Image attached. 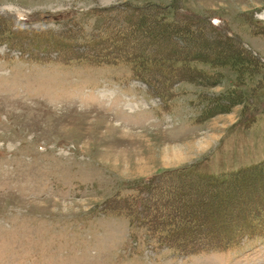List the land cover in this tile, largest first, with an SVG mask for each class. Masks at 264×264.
<instances>
[{"label": "rangeland", "instance_id": "obj_1", "mask_svg": "<svg viewBox=\"0 0 264 264\" xmlns=\"http://www.w3.org/2000/svg\"><path fill=\"white\" fill-rule=\"evenodd\" d=\"M155 5L189 34L138 50L190 39L189 52L215 62L191 63L194 83L169 93L130 64L102 63L126 17L137 20L126 7ZM262 101L264 0H0V264H264ZM247 169L231 185L197 179ZM150 178L141 196L153 201L135 215L127 197ZM172 190L185 195L153 205ZM166 217V231L190 232L166 238L188 240L186 254L141 222ZM213 228L242 237L191 235Z\"/></svg>", "mask_w": 264, "mask_h": 264}, {"label": "trees", "instance_id": "obj_2", "mask_svg": "<svg viewBox=\"0 0 264 264\" xmlns=\"http://www.w3.org/2000/svg\"><path fill=\"white\" fill-rule=\"evenodd\" d=\"M114 9L115 8L113 9L111 8V9L103 10V11L108 12L109 10L111 11ZM126 9L132 10V12L135 14V19L137 18V20L133 21L134 19L130 18L131 16L130 17L128 16V19L126 17V21H125L126 27L124 28V30L127 31V34H125V36L123 34L122 36L123 38L121 39L120 38L117 40L111 39L112 40L111 44H110V41L108 42L110 45L108 44L109 46L105 47L104 49V51L106 50L105 51L106 53H103L104 55H103L102 63L107 64V65H111V64L117 65L121 63L130 64L133 67L134 73L136 71V73L134 74L136 78H138L144 83L147 82L150 85L152 84V82L155 83L156 85L157 84L158 85L160 84L161 86L164 85V87H166V90L168 89V93L172 85L177 81L179 82L185 81V82L194 83L193 82L194 79L192 78L193 76L188 75V72H186V71H190V73L196 72L194 70V67L191 69L190 67L191 63L197 64L200 66L202 65H209V66L214 65L215 66L214 61L204 60V58L199 56L198 54L194 52L191 53L188 51V48L193 46V44L190 43L191 42L190 39L188 41L184 40L182 42V45H178L173 42L176 48L175 50L169 51L168 53H163V52L162 53H156V52L146 53L143 50L142 51L138 50L136 47H140V46L143 47L145 44L155 45L157 44V42L161 43L165 41L166 39L168 41H172L171 40L172 37H178V38L184 39L183 36L188 35L189 33L186 29H184L185 27L181 28L176 23L170 22L167 19L168 13L164 10V8L158 7L157 5L151 8L148 7V9L127 6ZM150 9L151 10L153 9L155 11L151 13ZM225 37L228 41H231L230 37H227V36ZM130 43L131 44L135 43V45H133V48H130L127 53H123V54L120 53L119 50L126 47L127 44H130ZM255 61L257 62L256 59ZM217 66L219 67L221 65H217ZM256 66L257 64L255 62H246V63L240 64V67L243 68L245 71H252L254 70ZM154 73H156V75L159 76V78L156 80L151 79V76H156L154 75ZM248 73L251 74L252 72H248ZM146 75H148V77H146ZM166 90L163 93H166ZM260 104L263 105L264 101H262ZM248 171L249 169L241 170L236 173L221 174V175H216V176L214 175L206 176L202 174L200 177H197V179H200L199 182L208 183V184L212 183V185L216 183L217 185L221 187V186L231 185L232 183L234 184L235 181L233 180H235L236 177L244 176ZM153 180L154 178H150L144 181L142 184L137 185L134 189L136 195L134 196L131 195L130 197H127V199H129L128 201L126 200L128 202V205L129 206L134 205L136 206V208H139L141 211V212L138 211L137 214L135 215L141 216L142 215L141 213L144 211V207L145 206L147 207V204L153 201V197L146 198V197L141 196L143 194H147V196L148 194L151 195L153 191ZM179 194H183L184 196L185 192L180 193V191L174 192V190H172L171 192H168V194L166 193V197L168 196L167 200L161 201L157 199L156 202L158 203L154 201L153 205L154 206L159 205L160 208L161 207L165 208L170 202H172V199H173L172 197L177 198ZM186 196L188 197L190 195L187 194ZM194 202L195 200H193V203ZM219 203H220L219 208L223 209L226 212V210H228V205L230 204V199L227 198L226 196V198L220 200ZM188 205L189 203L187 204V209L189 208ZM206 205L207 204L203 205V211L209 207ZM190 209L191 208H189V210ZM213 209L214 207L212 206V209L210 210L213 211ZM204 212H207V211H204ZM204 212L203 213L201 212V213L204 215H207V213H204ZM165 213L166 211L163 212V214ZM193 215H194L193 212L185 211L184 213L183 211L180 217H182L181 219L182 221H185L186 219L190 220L191 218H193ZM146 221H150V224H149L150 231H152L154 234L156 232L157 234H159V235H155V237L157 239H160V242L165 240V243L168 245V247L176 249V251H179L181 254H186L187 252L186 242H188V240L181 241L179 239L178 245H173L175 243L172 244L171 242L173 241H169V240L167 241L166 238L168 239L170 238L172 240L173 237H180L182 235L183 237H185V236H188L190 232L189 233H186L188 231L178 232L177 230L174 231L171 228L170 230L167 229L166 231L164 229L166 225L170 227L172 221L175 222L173 218L166 217L163 219V221H160V222L151 221L149 219L148 220L143 219L142 221L141 219L142 223ZM215 221H217V219L214 220V222ZM194 227L195 229L197 228V226H194ZM164 232L167 233L165 237L164 235H161V234H164ZM202 234H203V239L201 240V242L206 241V240L211 241L212 239H216V237H219L221 241H229L228 242L229 246L230 245L232 246L234 244V241H232V238L239 239L242 237V235H236L232 231L224 230L223 232L222 231L220 232L219 229H214V228L210 230H204V232L202 233H199L198 231L195 230L194 232H192L191 235H195L196 236L195 240H198ZM230 235H232L233 237L231 238ZM204 245H207V244H204ZM225 246L226 245H223V247H221V245H218L217 247H214V249H218V248L223 249L225 248Z\"/></svg>", "mask_w": 264, "mask_h": 264}]
</instances>
